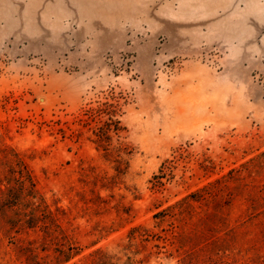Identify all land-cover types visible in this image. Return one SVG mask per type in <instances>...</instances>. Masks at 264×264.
Wrapping results in <instances>:
<instances>
[{
	"label": "rangeland",
	"instance_id": "obj_1",
	"mask_svg": "<svg viewBox=\"0 0 264 264\" xmlns=\"http://www.w3.org/2000/svg\"><path fill=\"white\" fill-rule=\"evenodd\" d=\"M0 264H264V0H0Z\"/></svg>",
	"mask_w": 264,
	"mask_h": 264
}]
</instances>
